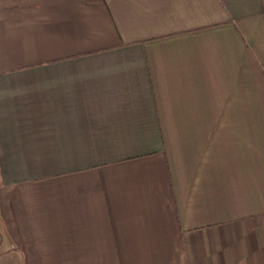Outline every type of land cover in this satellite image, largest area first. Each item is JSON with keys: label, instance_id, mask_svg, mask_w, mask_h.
Returning a JSON list of instances; mask_svg holds the SVG:
<instances>
[{"label": "crops", "instance_id": "0c3cea01", "mask_svg": "<svg viewBox=\"0 0 264 264\" xmlns=\"http://www.w3.org/2000/svg\"><path fill=\"white\" fill-rule=\"evenodd\" d=\"M0 264H264V0H0Z\"/></svg>", "mask_w": 264, "mask_h": 264}]
</instances>
